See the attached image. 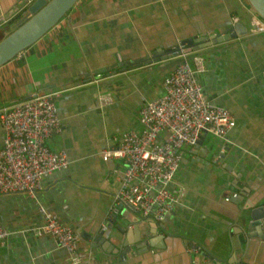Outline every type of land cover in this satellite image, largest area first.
Listing matches in <instances>:
<instances>
[{
    "label": "crops",
    "instance_id": "0c3cea01",
    "mask_svg": "<svg viewBox=\"0 0 264 264\" xmlns=\"http://www.w3.org/2000/svg\"><path fill=\"white\" fill-rule=\"evenodd\" d=\"M29 2L0 0V33L12 29ZM249 10L245 0H76L36 42L0 66V109L37 93L55 94L60 128L45 143L64 150L69 162L43 178L33 198L0 193V225L9 230L0 241V264H63L65 252L50 236L21 231L38 221L36 204L73 230L103 227L124 164L100 152L113 146L112 136L136 129L140 105L162 94V79L178 61L167 52L184 38L223 33L232 16L248 29ZM191 54L203 59L197 79L204 97L233 116L227 132L233 143L217 161L221 142L210 134L201 137L199 149L183 146L168 186L174 209L155 228L136 219L145 231L155 230L152 245L117 259L111 234L96 248L81 241L80 249L90 250L99 264H217L201 250L222 254L220 245L231 249L232 263L264 264V220L248 239L235 225L243 204H264V33L247 30ZM118 61L126 64L96 74ZM101 96L109 100L103 103ZM242 190L236 202L225 200ZM121 213L129 209L120 207L113 225L125 224ZM191 244L200 251H188Z\"/></svg>",
    "mask_w": 264,
    "mask_h": 264
},
{
    "label": "built area",
    "instance_id": "2783aa9c",
    "mask_svg": "<svg viewBox=\"0 0 264 264\" xmlns=\"http://www.w3.org/2000/svg\"><path fill=\"white\" fill-rule=\"evenodd\" d=\"M237 21L232 16V25ZM248 23L249 32L264 33V20L252 10ZM191 53H183L181 46L169 50L168 55L178 61L162 79V94L140 105L136 129L112 136L113 146L100 152L103 159H120L124 164L108 219L126 206L140 219L162 222L174 209L175 196L168 186L179 167L181 148L195 146L210 134L221 142L218 159L232 145L227 132L234 125L233 116L204 97L197 79L204 69L203 59ZM54 97V93H37L0 109V193L24 192L33 198L43 178L67 168L65 151H53L45 143L60 128ZM108 100L100 97L103 103ZM237 196L232 192L225 200ZM36 214L38 221L21 231L50 236L65 252L63 264H99L90 250L80 249L73 228L55 213L36 204ZM8 235L9 230L0 225V241ZM188 251L199 252L200 246L191 244Z\"/></svg>",
    "mask_w": 264,
    "mask_h": 264
},
{
    "label": "water",
    "instance_id": "95a60500",
    "mask_svg": "<svg viewBox=\"0 0 264 264\" xmlns=\"http://www.w3.org/2000/svg\"><path fill=\"white\" fill-rule=\"evenodd\" d=\"M75 1L76 0H30L24 10L23 16L13 25L12 29L6 34L0 33V66L11 60L17 53L32 45L44 33L52 28L72 7ZM245 1L250 10L264 20V0ZM246 33L247 27L242 22L237 21L229 29L217 36L208 37L205 34L190 36L180 40L176 46H181L183 53H189L210 43L220 42L223 39L240 37ZM165 57L166 56H163V58ZM123 64H126V62L118 61L111 65L99 68L95 70V72L96 74H100ZM200 145L201 138L196 142L194 148L199 149ZM203 150L204 149L201 148V151ZM219 157L224 158V154H220ZM217 160L218 159H216V161ZM244 195L245 190H242L238 192L237 197L230 199L236 202ZM263 206L264 204L262 203L256 206L249 201L238 209L236 213L235 225L239 227L238 230L246 236V239L251 237L256 225L259 223L262 224L261 220H264ZM127 208L129 209V207ZM127 214H129V217ZM127 214L125 213L121 215L124 220L123 222L125 223L124 225L120 223L113 225V218L117 215L113 214L110 219L103 223V227L94 233L81 229V226L75 228L74 233L82 242L91 241L90 245L94 248H96L98 244H102L104 242V234H111L115 238L117 245L114 246L113 243H110L109 246L111 247V250L113 249L112 253L119 250L117 259H122L130 252H143L147 246L152 245V242L156 238L155 230L152 231V229H147V231H145V227L141 226L138 221H136V219L141 220L140 218L132 213L130 209ZM153 224L155 228L156 225L154 222ZM135 232H137V235ZM147 234L149 236H147ZM132 235L135 239L130 240ZM103 250L105 252L108 251L106 248ZM216 250L222 254H212L206 249H202L201 253L208 256V258L214 262H217V264H242V262L232 263L228 261L231 252L230 248H228V252H225L226 248L220 245L216 247Z\"/></svg>",
    "mask_w": 264,
    "mask_h": 264
},
{
    "label": "rangeland",
    "instance_id": "374dc122",
    "mask_svg": "<svg viewBox=\"0 0 264 264\" xmlns=\"http://www.w3.org/2000/svg\"><path fill=\"white\" fill-rule=\"evenodd\" d=\"M36 42V41H35Z\"/></svg>",
    "mask_w": 264,
    "mask_h": 264
}]
</instances>
